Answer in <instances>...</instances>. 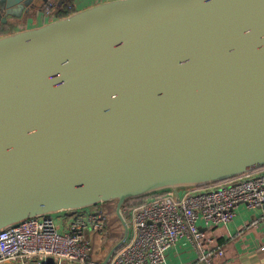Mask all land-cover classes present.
Segmentation results:
<instances>
[{"label": "water", "instance_id": "95a60500", "mask_svg": "<svg viewBox=\"0 0 264 264\" xmlns=\"http://www.w3.org/2000/svg\"><path fill=\"white\" fill-rule=\"evenodd\" d=\"M34 0H0V23ZM264 168V0H110L0 36V231Z\"/></svg>", "mask_w": 264, "mask_h": 264}, {"label": "built area", "instance_id": "2783aa9c", "mask_svg": "<svg viewBox=\"0 0 264 264\" xmlns=\"http://www.w3.org/2000/svg\"><path fill=\"white\" fill-rule=\"evenodd\" d=\"M64 6L74 10L75 0ZM54 8L48 0L45 12L50 14ZM241 205L264 206V168L206 187L183 189L179 197L165 191L147 197L141 205H125L130 238L108 264H164L168 250L183 239L202 264H214L215 258L226 256L215 231L232 222ZM115 210L116 204L110 203L109 214L76 215L65 231L54 216L30 218L6 228L0 231V264H101V250L118 242L107 240ZM89 232L99 236L98 245ZM260 250L264 252V246Z\"/></svg>", "mask_w": 264, "mask_h": 264}, {"label": "crops", "instance_id": "0c3cea01", "mask_svg": "<svg viewBox=\"0 0 264 264\" xmlns=\"http://www.w3.org/2000/svg\"><path fill=\"white\" fill-rule=\"evenodd\" d=\"M47 1L34 0V7L30 10L28 9L21 18L10 16L6 23H0V28L3 27V29L9 31L5 34L9 35L18 31L40 27L58 19L56 13L65 8L64 3L68 0H51L54 2L55 8L50 14L45 12ZM102 1L105 2L106 0ZM98 3V0H75L74 10L75 12L85 10ZM100 211L109 214L110 204H101L88 210L64 213L54 217L59 223L61 230L65 231L69 220L76 215ZM109 229V235L107 236L108 242L114 240L119 241L123 234V228L117 217L111 218V226ZM89 234L92 235L90 232ZM215 235L219 245L226 249V256L224 258H215L214 264H264V252L260 250L264 246V206L262 208L252 209L241 205L236 211L234 220L227 226L218 228L215 231ZM92 238L98 245L99 236L94 234ZM108 249H102L101 253L98 254L102 260L106 257ZM5 264L21 263L7 262ZM164 264L202 263L199 260L198 253L187 240L183 239L175 247L168 250Z\"/></svg>", "mask_w": 264, "mask_h": 264}, {"label": "trees", "instance_id": "16d2710c", "mask_svg": "<svg viewBox=\"0 0 264 264\" xmlns=\"http://www.w3.org/2000/svg\"><path fill=\"white\" fill-rule=\"evenodd\" d=\"M62 9H63V8H62ZM74 12H75V10H68V9L65 7L63 10L57 12L56 15H57V18H63V17H66V16L71 15V14L74 13ZM8 32H9V31L3 29V27L0 28V35H5V34H7ZM145 200H146V198L136 199V200H130V201L127 202L126 205H127V206H131V207H132V206H138V205L143 204V203L145 202Z\"/></svg>", "mask_w": 264, "mask_h": 264}, {"label": "rangeland", "instance_id": "374dc122", "mask_svg": "<svg viewBox=\"0 0 264 264\" xmlns=\"http://www.w3.org/2000/svg\"><path fill=\"white\" fill-rule=\"evenodd\" d=\"M107 1H110V0H106L105 2H107ZM93 2L95 3V1H93ZM93 2H92V3H93ZM98 2H99L98 4L103 3L102 0H98ZM96 3H97V2H96ZM94 5H95V4H94Z\"/></svg>", "mask_w": 264, "mask_h": 264}]
</instances>
